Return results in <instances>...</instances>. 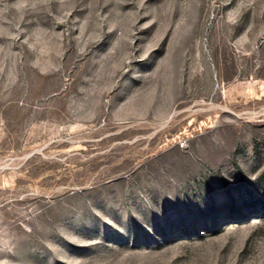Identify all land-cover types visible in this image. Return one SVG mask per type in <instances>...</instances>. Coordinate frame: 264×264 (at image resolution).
<instances>
[{"label":"rangeland","instance_id":"1","mask_svg":"<svg viewBox=\"0 0 264 264\" xmlns=\"http://www.w3.org/2000/svg\"><path fill=\"white\" fill-rule=\"evenodd\" d=\"M0 264H264V0H0Z\"/></svg>","mask_w":264,"mask_h":264}]
</instances>
